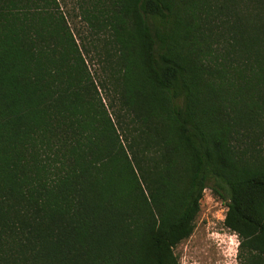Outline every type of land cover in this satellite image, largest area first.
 Wrapping results in <instances>:
<instances>
[{"label": "trees", "instance_id": "16d2710c", "mask_svg": "<svg viewBox=\"0 0 264 264\" xmlns=\"http://www.w3.org/2000/svg\"><path fill=\"white\" fill-rule=\"evenodd\" d=\"M75 3L0 0V264H180L207 188L264 264V0Z\"/></svg>", "mask_w": 264, "mask_h": 264}, {"label": "rangeland", "instance_id": "374dc122", "mask_svg": "<svg viewBox=\"0 0 264 264\" xmlns=\"http://www.w3.org/2000/svg\"><path fill=\"white\" fill-rule=\"evenodd\" d=\"M59 1L77 42L82 45L80 35L85 32V25L78 17L75 0ZM88 42L85 44L90 47ZM85 55L89 69L98 80L96 73L100 65L93 52L91 57ZM100 91L103 95L104 92ZM226 212L227 204L209 188L205 189L193 233L174 248L180 264H239V239L224 224Z\"/></svg>", "mask_w": 264, "mask_h": 264}]
</instances>
